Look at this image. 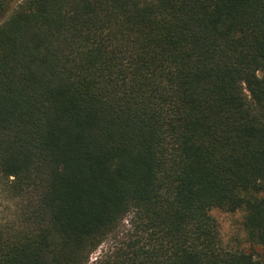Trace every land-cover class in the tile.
Returning <instances> with one entry per match:
<instances>
[{"label": "trees", "instance_id": "trees-1", "mask_svg": "<svg viewBox=\"0 0 264 264\" xmlns=\"http://www.w3.org/2000/svg\"><path fill=\"white\" fill-rule=\"evenodd\" d=\"M10 4L0 264H264V0Z\"/></svg>", "mask_w": 264, "mask_h": 264}, {"label": "rangeland", "instance_id": "rangeland-1", "mask_svg": "<svg viewBox=\"0 0 264 264\" xmlns=\"http://www.w3.org/2000/svg\"><path fill=\"white\" fill-rule=\"evenodd\" d=\"M22 2H24V0H11L9 14L15 11ZM1 203L2 200L0 197V205ZM212 215L220 225L221 235L225 244L234 245L242 242L244 236L241 225L243 216L242 212L226 213L221 210H214L212 211Z\"/></svg>", "mask_w": 264, "mask_h": 264}]
</instances>
